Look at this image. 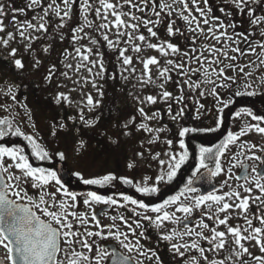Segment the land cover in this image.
Returning <instances> with one entry per match:
<instances>
[{"label":"snow or ice","instance_id":"snow-or-ice-1","mask_svg":"<svg viewBox=\"0 0 264 264\" xmlns=\"http://www.w3.org/2000/svg\"><path fill=\"white\" fill-rule=\"evenodd\" d=\"M222 2L226 7H221L219 11L224 13L226 19L233 16H245L246 22L256 31L252 32L248 29L236 31V24L231 19H228L226 24L220 16L211 15L213 9L209 5V0H191L194 8L189 6V0H173L172 4L165 0H80L79 9L83 24H77L71 29V39L74 44L88 37L91 45H98L99 41L85 31V28H94L95 31L102 33L108 47L118 52V59H122L123 65L132 64V56L125 54L129 47L135 53H141L142 46H146L158 50L165 57L169 54L180 57L179 62L166 59L165 66L160 68L158 76L162 81L158 85L162 90L160 93L148 95L143 99L135 98L141 105L136 110L144 121L157 120L160 116L158 112L148 115L143 106L145 104H156L158 99L163 101L174 99L177 105L182 104L183 86L180 87L178 96H173V93L164 87L172 80L170 73L173 70H179L189 90H199L200 97L206 95L213 97L218 115L214 120L215 127L184 126L181 121L185 119V107L181 106L173 111L171 104H168L167 112L172 123L179 125L175 138L178 151L172 149L173 139L165 140L169 148L164 153L167 159H161L159 152L152 157L158 161L160 169L155 178L144 176L140 181H135L133 178L118 176L113 172L87 177L81 171L70 173L78 178V182L100 188L121 182L145 196L158 193L162 182H171L191 156L185 137L192 133L218 131L223 123L224 109L234 103L233 97L256 95L253 87L255 81L248 82L253 78V71H245V69L264 68V0H222ZM42 3L43 0H30L26 8L35 10L41 8ZM75 3L76 0H61L60 3H57V0H50L46 6L42 7V14L33 17L35 23L27 19L23 22L18 21L15 13H23L25 8H14L12 20L22 39L29 41L39 39L38 36L26 35L27 29L46 33L52 16L59 18V23L55 24V27L63 29L66 22L73 18ZM177 3L181 7L174 9L173 5ZM201 4L203 7L200 6ZM126 7L127 10H125ZM258 10L261 14H257ZM174 13L184 21L186 31L192 34L185 36V39L191 41L192 47L183 52L180 46L172 43L170 39L153 43L140 31L144 28L149 36L157 37L158 30L154 29L165 24L168 37L184 36V31L177 25L176 20L172 19ZM90 14L100 22L94 23L89 18ZM5 15V6L0 4V32L5 31L3 24ZM229 28L233 29L231 34L228 32ZM112 30H114V39L108 35V32ZM256 32L260 40L254 44ZM122 38H126L124 39L126 46L123 49L120 48ZM12 39H15V34L8 32L7 39L0 37V43L8 46ZM60 39H64L62 34ZM200 40L207 43L197 48L196 44ZM241 43L246 45L245 49L240 47ZM26 47L31 48V43ZM50 48L51 44L43 48V51L47 53ZM85 48L86 51H84ZM17 51L16 48L11 49L10 55L15 57ZM74 52L81 61L76 71L83 67L91 73L92 87L96 88L99 97H103V91L97 86V77L102 79L106 71L104 53L94 51L93 47H87L84 44L75 47ZM248 54L254 55L259 63L249 61L244 66L236 63L240 57ZM93 56L95 58H91ZM137 59L145 69L141 76L142 82L153 83L149 66L159 65V60L155 56L147 59L138 56ZM185 61L189 64L187 68ZM192 62H195V67L190 66ZM12 63L16 68L24 67L22 59H14ZM41 63V60L37 58L33 66L39 68ZM66 67L71 68L72 65L68 64ZM94 69H96L95 72ZM229 70H232L234 74L228 75ZM130 71L135 72V68ZM61 74L67 76V73ZM54 76L55 65H52L48 69L45 80L51 82ZM193 77L196 79L193 80ZM240 80L245 81L242 90L236 88ZM87 82L88 78H85V83ZM259 85H264V75L259 78L257 87ZM6 87L7 94L15 101L14 88L17 86L6 85ZM220 89L224 91L221 92ZM55 99L57 104L66 102L71 105L72 103L70 97L63 92L58 93ZM100 103L99 99L94 100L93 95L89 93L83 106L77 105L78 115L67 117V121H71L73 127L77 121L86 128L96 127L100 117H86L89 113H93ZM197 103L194 120H199L204 114V105ZM235 116L250 117L253 122L245 121L238 132L228 131L218 144L199 145L198 163L179 192L168 196L162 203L145 202L144 199H137L121 192L123 204L114 195H105L97 190L84 192L72 190L68 186L69 182L64 181L56 170L36 165L30 160V155L37 161L51 159L50 153L38 141L34 133L26 134L7 116L0 119V250L4 253L0 264H107L109 260L111 264H144V260L149 261V264H164L157 251L151 248L145 249L141 243L142 239L149 238L146 236L145 221L155 229L161 230L160 238L171 242V249L177 256L186 257V253L193 250L198 253V256L186 257L183 264H264V147L244 141L238 145V150L231 157L236 162L235 166L242 168V173L233 176L234 165L231 162L226 169L224 167L225 153L229 152L230 146L237 144L241 137L252 132L264 135V110L254 111L252 107L245 106L236 111ZM136 119L135 116H131L128 122L123 124V135H131V129L135 127L136 131L154 132L155 138L159 139L161 133L168 131L167 125L154 129L146 122H140L137 125ZM67 128L68 123L62 120L52 126V135L56 136L58 130ZM75 131L78 133L80 129L75 128ZM11 137H22L28 144L20 146L11 140ZM27 146L31 147L30 154L25 151ZM85 147L86 141L83 139H78L75 144H69L70 150L74 149L77 152ZM256 150L260 152V155L256 154ZM57 155L61 160L65 159V152H58ZM136 156L143 157L144 153L137 152ZM242 156L252 163H241ZM256 162H259V169ZM210 164L214 166L210 167ZM127 167L135 168L136 161L128 163ZM202 169L205 171L202 172ZM221 173H225L227 178L221 183L220 188L226 186L227 191L197 194L199 189L194 186L197 179H204L205 174L207 178H215ZM233 179L237 181L235 186L230 183ZM241 181L243 183H240ZM29 189L36 190V194L29 195ZM254 189L259 191V195H252ZM250 202L256 203L259 214L251 211ZM81 204L86 207L83 212L78 210ZM101 204L121 207L130 205L132 215L129 217L122 214L114 215L110 217V223H102L95 211V205ZM172 205H176L175 211H168V207ZM196 210H200L202 218L193 228L187 221ZM177 212L183 215L177 216ZM149 213L155 215H149ZM221 214H223L222 217ZM203 217H207L216 226L210 227L209 223L204 222ZM234 217H242L244 223L230 225L229 220ZM254 220L258 221L259 226L254 225ZM167 221L181 225V229L172 228L168 232L163 231ZM89 224L95 230H91ZM121 224L127 229L126 231L121 230ZM220 225L224 226V230H218ZM229 236L233 245L229 255L223 259L210 258L206 255L208 252L215 255L225 250L229 244ZM184 237L190 238V241L178 242L183 241ZM109 241H114L115 244ZM201 241H207L209 247L201 246ZM116 245L126 249L128 253H134L138 258L133 260L131 255L117 254ZM250 248H258L261 254L255 255Z\"/></svg>","mask_w":264,"mask_h":264},{"label":"rangeland","instance_id":"rangeland-1","mask_svg":"<svg viewBox=\"0 0 264 264\" xmlns=\"http://www.w3.org/2000/svg\"><path fill=\"white\" fill-rule=\"evenodd\" d=\"M30 2V0H0V4L5 6L6 15L3 17V24L5 27V31L0 32V37L7 39V33L13 32L15 34V39L9 41L8 46H4L0 43V119L4 117H9L13 120L14 124L20 126L26 134L34 133L36 137H38V141L44 146V148L50 153L52 161L54 159L55 154L57 158L58 152H65L64 164L69 169H74L75 171H81L83 174H101L104 168L103 164H117L116 168L120 170V174L126 176L128 172L127 164L136 161V167L134 172V179L140 181L142 177L148 176L150 167H153L155 164H158V161L153 159L157 152L163 155L162 159H167L164 155L166 143H163L165 133H162L159 136V139L155 138V133H149L143 130L141 133L135 130V127L131 129L132 134L129 136L123 135V124L127 123L131 116H134L136 119V124L138 125L143 121V117L140 116L139 112L136 110L139 106L136 97L143 99L148 95H157L162 90L159 88V84L162 82L161 79L158 78L159 70L163 66H165L166 59H172L174 61L179 62L180 57L176 55L169 54L167 57L162 55L158 50L151 49L146 46H142L141 53H135L129 47V50L125 53L126 55L132 56V64L131 65H123L122 59H118V52L115 49L109 48L107 42L103 40V35L100 32L95 31L94 28H85V31L90 35L94 36L99 44L93 46L90 44L88 37H85L82 41L77 44H74L71 36V29L76 27L77 24H83L82 14L80 13L79 4L78 6H74L80 0H76V3L73 4L75 7L73 10V18L66 22V26L63 29H59V33H54L56 31L55 24L59 23V18L52 16L51 22L48 24V31L45 32H35L32 29H27L26 35L30 34L32 36H38L39 39H33L31 41L27 39H22L17 31L16 25L13 23L12 17L14 15L12 9L14 8H25V12L23 13H15L18 21L23 22L25 19L31 20L33 23L36 21L33 20V17L42 14V7L46 6L50 0H43L41 8H37L35 10L26 8V5ZM61 0H57V3H60ZM165 2L172 4L173 0H165ZM97 6L98 3H97ZM189 6L195 7L191 4V0H189ZM203 7V4L200 5ZM61 7L63 5L61 4ZM174 9H179L181 6L179 3L173 5ZM221 7H226L224 3H220L218 8H214L211 15L220 16L224 23L227 24L228 19H231L236 24V31H242L244 29H248L249 31L255 32L256 30L251 28V26L246 22L247 17L245 16H233L228 19L224 17V13H221L219 9ZM127 10V7L125 8ZM139 14V13H138ZM257 14H261L258 10ZM163 15V13H162ZM166 15V14H165ZM90 19L94 21V23H99L100 21L95 18L94 15L89 16ZM111 18V17H110ZM154 18V17H153ZM172 18H179L175 13ZM180 19V18H179ZM183 23V29L185 36H191V33L186 31V26ZM158 36L151 37L147 34V31L144 28H141L140 31L148 38L149 41L163 42L165 39H170L172 43L178 44L181 48V51L188 50L192 47L191 41L185 39V36L181 37H168L166 32L165 24H161L158 26ZM233 29L229 28L228 32L231 34ZM101 37L98 38L99 34ZM64 36V39H60V35ZM83 35V33L81 34ZM108 35L110 38L114 37V30L109 31ZM251 38V37H250ZM124 39H121L122 46H126L124 44ZM260 40V36L258 32H256L253 43L255 44ZM138 42V41H137ZM29 43H31V48L26 47ZM206 41L200 40L197 42L196 47L200 48ZM51 44V48L47 53L43 51V48ZM80 44H84L87 47H93L94 51H100L104 53V64L106 71L103 74V78L97 77V86L101 88L104 95L103 97H99L96 91V88L92 87L91 78L92 74L89 73L85 68L81 67L79 71H76V68L80 64V57L76 55L74 52V48L80 46ZM123 47V48H124ZM240 47L242 49L246 48V45L241 43ZM16 48L18 51L15 57L10 55L11 49ZM121 48V49H123ZM86 51V48L84 49ZM259 51V48H257ZM233 54V53H230ZM207 55V53H206ZM141 57L143 59H147L148 57L155 56L159 60V65H150L149 68L151 70V75L153 79V83L145 84L141 80L142 74L145 72L143 64L137 59V57ZM22 59L24 62L23 69L16 68L12 61L14 59ZM41 60V65L39 68H35L33 66L35 59ZM91 58H95L94 56ZM9 60V62H8ZM249 61H256V57L252 54H248L246 56L240 57L236 63L240 66H244L248 64ZM86 63V62H84ZM259 63V61H256ZM71 64L72 67H66V65ZM55 65V76L48 82L45 80V76L48 74V69L50 66ZM186 68L189 66L188 62L185 61ZM195 67V62H192L190 65ZM171 67V66H169ZM135 68V72L130 71V69ZM125 69H129V71H125ZM253 71V78L249 80V83H253V87L256 91L255 96H250V100L256 104L258 110H264V85L259 84V78L264 75V68L256 69L253 67L246 68L245 71ZM94 72L96 69L93 70ZM61 73H67V76L62 75ZM179 73V70H173L170 75L172 76V80L167 82L164 87L169 92L173 93L177 89V85L174 82L176 81V74ZM228 75H233L232 70H229ZM127 77V79H125ZM85 78H88V82L85 83ZM214 78V77H213ZM196 77H193L195 80ZM174 83V84H171ZM245 83L244 80H240L239 84L236 86L238 90H242V86ZM184 84V83H182ZM6 85L17 86L14 88L16 100L13 101L11 96L7 94ZM187 86V85H186ZM223 92V89H220ZM63 92L67 94L72 103L69 105L66 102H62L61 104L56 103V96L58 93ZM92 94L95 99H99L101 101L99 107L95 109L93 113H89L87 118L92 116H99V122L91 133L85 129L86 127L80 123L76 122L75 127L71 121H67V117L77 116L79 109L77 105L83 106V103L86 102V96L88 94ZM176 93V92H175ZM199 90L194 91V96L197 100L201 98H209V102H205L207 104H212L214 102L213 97L206 95L205 97L199 96ZM248 97L247 95H245ZM243 97V96H240ZM240 97H233L234 100ZM226 98V97H225ZM249 98V97H248ZM163 100H159L156 104H145V111L148 113H157L166 111L168 109V105L171 100L162 102ZM7 107H4V106ZM120 105L118 115H116L115 106L118 108ZM150 105H153L152 108ZM26 106V107H25ZM231 105H229L230 107ZM249 106V105H248ZM69 112L64 118H60L62 115H58L60 112ZM109 112V111H111ZM85 111H87L85 109ZM216 111H212V114L216 116ZM116 115V116H115ZM138 115V116H137ZM107 116V117H106ZM31 117V119H29ZM103 117V118H102ZM106 117V118H105ZM118 117V118H117ZM241 118V117H240ZM228 117L226 118L227 121ZM65 120L68 123V128L64 130H58L57 135H52V126L58 124L60 121ZM157 122H148V125L152 128L162 127L163 122H160V116ZM250 122V120H249ZM229 124V122H227ZM251 123V122H250ZM75 128H79L80 131L77 133ZM84 129L87 132H84ZM102 130L107 133L110 131V135H114L115 139H112L109 136L104 137ZM168 132V131H167ZM89 135V137L84 138L83 136ZM148 135H152L153 139H151L152 143L146 140ZM173 135V134H172ZM48 136L51 138L48 139ZM106 136V135H105ZM249 138L252 141H256L258 145H262L264 147V135L252 132L249 134ZM78 139H83L86 141V147L81 149L79 152L74 149L69 148V144H75ZM150 139V137H149ZM48 140L49 143L46 141ZM89 141V142H87ZM95 142H98L95 144ZM121 144L122 146H120ZM155 144V146H153ZM159 146V147H158ZM117 148H120V151H116ZM174 151H178L177 145L172 146ZM246 149V148H245ZM238 150L236 146L235 149L230 147V151L226 152L227 155H233ZM137 152H143V157L136 156ZM31 153V150H30ZM251 154V153H249ZM60 159V158H59ZM61 160V159H60ZM62 160V161H63ZM226 157L224 158V161ZM47 161V160H44ZM234 161V160H232ZM198 163V162H197ZM106 166V165H105ZM227 164L224 163L225 169L227 168ZM166 167V166H165ZM115 168V169H116ZM159 168V165H158ZM111 170L112 168L108 167L104 170ZM100 170V171H99ZM104 171V172H105ZM237 171V170H236ZM159 174L158 169H155V176ZM132 176V177H133ZM218 180L222 183L227 177L225 173H221L218 176ZM217 180V181H218ZM233 186L236 185L237 181L234 179L230 181ZM243 183V182H240ZM163 186V185H162ZM52 190V189H49ZM227 187L222 188L220 193L227 191ZM242 191V189H241ZM29 194H36V190L29 189ZM253 196L259 195V191L254 189L252 194ZM251 203V209L257 208L255 202ZM176 205L168 207V211H175ZM86 207L82 205V211H85ZM198 211V210H196ZM149 215H155L153 213H149ZM177 216H182V213L177 212ZM223 214H221V217ZM207 219V217H206ZM208 220V219H207ZM254 225L259 226L258 221L254 220ZM148 227H145L146 231H155L157 233L156 241L165 242L167 245L171 242L164 241L160 238V229H155L153 226L149 225L148 222L145 221ZM208 223L211 226H216L212 221L208 220ZM242 217H234L229 220V224L232 226H236L237 224H243ZM172 228L180 229L179 225L173 224L171 221L165 222V228L163 231L168 232ZM198 230V229H195ZM218 230H224V226H218ZM207 231V230H206ZM229 244L226 246L225 250H221L219 254H215L213 258L223 259L229 252H232L233 245L231 244V237H228ZM184 241H190V238L184 237L183 241H178L183 243ZM207 244L208 242L205 241ZM201 243V242H200ZM247 246V245H246ZM208 247V246H207ZM160 252L164 253L165 250H169L168 246H161ZM255 255H260L258 248H250ZM173 252V251H172ZM196 255L195 251H192L189 254H186V257ZM210 258L213 254L206 253ZM186 257H182L183 261Z\"/></svg>","mask_w":264,"mask_h":264},{"label":"flooded vegetation","instance_id":"flooded-vegetation-1","mask_svg":"<svg viewBox=\"0 0 264 264\" xmlns=\"http://www.w3.org/2000/svg\"><path fill=\"white\" fill-rule=\"evenodd\" d=\"M220 3H223L222 0H209V5L211 7H214V8H218ZM163 15H165V14H163ZM172 19H175V18H172ZM175 20L177 22V25H179L181 27V30L184 31V29H183L184 26H183V23L181 22L182 20L179 19V18H177ZM174 37H177V36H174ZM179 37H181V36H179ZM176 77H177V75H176ZM176 81L177 82H174V83L177 85V87L178 86L179 87L183 86L185 88V85L182 84L183 83L182 81H180V80H176ZM174 83H171V84H174ZM178 94L179 93H176V96H178ZM195 99L196 98H193V99L188 98L182 104V106L185 107V119L183 121H181V124H183L184 126H196V125H199L201 127H206V126L215 127L214 120H216L217 115H218V113H216V116L212 114V111L215 112L217 110L215 101L212 104H207L205 102H209V98H207V99H205V98L199 99V104H203L204 105V110H203L204 114L200 117L199 120H194V117H195V114H196V108H197L193 104ZM175 104L176 105H174L173 111H175L178 107H181V105H177V103H175ZM229 108L231 110V106ZM228 118H229L228 131L238 132L240 130V127L243 126L245 121L249 122V117H241V118L240 117L239 118L233 117L232 118L231 112L228 114ZM166 120H167V125L170 128L168 129V132H165L163 143H165L166 139H173L174 140L173 146H175L176 145V143H175L176 129L179 127V125L173 124L172 121H171V117L168 114L166 116ZM90 129L91 128H89L87 130H90ZM219 134H220V130H218L216 132H209V133H192V134H189V136L185 137V140H186V143L188 144L189 148L191 149V151H195L198 154L199 145L204 144L206 146H212L213 144H218V142H219V138H218ZM249 134L250 133H248L244 137H241L240 140L237 142V144L232 145L231 148L235 149L236 146L238 147V145L240 143H243L244 141H247L248 143H257L256 141H252L249 138ZM205 135L209 136V139H207L206 141H204V136ZM210 136L212 138H210ZM86 137H89V136H86ZM50 138L51 137L48 136V139H50ZM153 146H155V144H153ZM259 147H263V146L260 144ZM165 148H167L165 150H169L168 146H165ZM116 151H120V148H117ZM245 151H247V149H245ZM256 154L260 155V152L258 150H256ZM162 157H163V155L160 156L161 159H162ZM56 159L57 160L55 161V156H54V159L51 161L50 164H48V163H46L44 161H41L39 164H36V165L53 168L54 170H56L58 172L57 163H58L59 160H58V158H56ZM240 160H241V163H247V164H251L252 163V161L245 160V158L243 156L240 157ZM231 163L234 165L233 169H232V175L236 176V175L239 174V172L242 170V168L239 167V166H235V163H236L235 161H231ZM256 163H257V166H258V169H259V167H260L259 166V162H256ZM64 165H65V168L70 173H75L76 172L74 169L67 168L66 164H64ZM116 165L117 164H103L105 169H107L108 167H110L112 169L111 170L108 169V170L105 171L104 168H103V170L101 171L103 173L96 174V175H104V174H107L109 172H113V173L117 174L118 176L122 175V174L119 173L120 170H118L116 168L117 167ZM195 166H196V164H193V162H191L188 166H186V164L183 165L181 167V169L177 172L176 177L172 181L176 185L184 183L186 181V177L191 175L192 172L194 171ZM155 169H158V171H160V169L158 168V164H155L153 167H150V171H149L148 176L155 178ZM134 172H135V168H133V169H129L128 168V172H127L126 176L134 179V176H133ZM91 175L92 174H87L85 176L87 177V176H91ZM135 181H137V180H135ZM162 183L167 184V183H170V182L165 181V182H162ZM68 186L72 190H75V191H78V192L97 190L100 193L105 194V195H114L116 199L121 201V204H123L122 197L120 196L121 192H123L124 194H127V195H132L134 198L139 199V192H136V190L134 188H132L129 185H124L121 182H116L112 186H107L105 188H100L99 186H95V185H92V186L84 185L82 182H78V178L74 174H71V179L69 181ZM172 191L178 192V191H180V188L175 187V188H173ZM150 198L154 199L155 198V194H152L150 196ZM25 203H26V201H25ZM131 207L132 206H130V205L127 206V207H121L119 205H117V206H106V205H102L101 204V205H95V211L97 212L98 218H100L102 220V223L107 224V223L111 222L110 221V217L111 216L122 214V215H124L126 217H129L130 215H132ZM78 210L83 212L82 211V204L79 206ZM251 211L259 214V209H252ZM190 218H194V222H193V224L190 227H195L196 222L201 220V218H202L201 214H200V210L195 211L189 217V219ZM203 220H204L205 223H208V220L205 217H203ZM117 223L120 224L119 221H117ZM144 224H145V227H148L145 222H144ZM88 226H89V228L91 230H95L94 228H92L91 224H89ZM120 226H121V230H124V231L127 230L122 224ZM180 229H181V227H180ZM146 236L149 237V238L141 240V243L144 245V248L145 249L151 248V249L157 251V253L160 255L161 259L163 260L164 264H178V262H179V264H183L184 261H183L182 257H179L174 252H172L173 250L171 249V243H169V245H167V243H165V242L156 241L157 233L155 231H149V232L146 231ZM109 243L115 244L114 241H109ZM203 244L206 245L205 248L209 247V245L207 243L203 242ZM161 246H168L169 250H165V252L162 253V252H160V249H161L160 247ZM109 251L110 252L112 251L111 247L109 248ZM116 251H117V254L123 253L125 255H131L133 257V260L138 258V257H136V255L134 253H128L126 249H124L122 247H119L118 245H116ZM208 254H210V256H211V254H213V253L208 252ZM196 255L198 256V253H196ZM213 257H214V254H213V256H211V258H213ZM3 258H4L3 250H0V259H3ZM139 259H144V258L139 257ZM107 264H111V260H109L107 262ZM144 264H149V261L144 260Z\"/></svg>","mask_w":264,"mask_h":264},{"label":"water","instance_id":"water-1","mask_svg":"<svg viewBox=\"0 0 264 264\" xmlns=\"http://www.w3.org/2000/svg\"><path fill=\"white\" fill-rule=\"evenodd\" d=\"M59 173L64 181H67L70 178L69 173L64 169L62 163L59 164ZM194 186L201 189L202 193L217 191L219 188L214 179L207 178L206 174L204 179H197Z\"/></svg>","mask_w":264,"mask_h":264},{"label":"trees","instance_id":"trees-1","mask_svg":"<svg viewBox=\"0 0 264 264\" xmlns=\"http://www.w3.org/2000/svg\"><path fill=\"white\" fill-rule=\"evenodd\" d=\"M60 32V30L58 29V32L57 33H59ZM148 34V33H147ZM149 35V34H148ZM121 43V42H120ZM122 44V43H121ZM251 101L252 100H250V99H244L242 102L243 103H247V104H249L248 102H250L251 103ZM240 104H242V103H240ZM118 107H120V106H118ZM113 110H111V111H109V112H111V113H113L112 112ZM210 138H212L211 136H210ZM207 139H209V136H204V141H206ZM11 140H13V137H11ZM31 149H30V146H27L26 148H25V151L26 152H29ZM173 186V187H172ZM174 184H165V185H163V186H161V190H160V192H159V194H160V196L158 197V199H156V200H159V201H163L164 199H167L168 198V196H171V195H175V193H170V189L171 188H174ZM180 187H184V185H181Z\"/></svg>","mask_w":264,"mask_h":264}]
</instances>
